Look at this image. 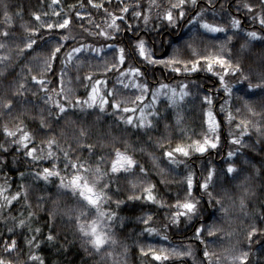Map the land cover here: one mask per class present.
Wrapping results in <instances>:
<instances>
[{
    "label": "clouds",
    "instance_id": "obj_1",
    "mask_svg": "<svg viewBox=\"0 0 264 264\" xmlns=\"http://www.w3.org/2000/svg\"><path fill=\"white\" fill-rule=\"evenodd\" d=\"M0 264H264V0H0Z\"/></svg>",
    "mask_w": 264,
    "mask_h": 264
},
{
    "label": "snow or ice",
    "instance_id": "obj_2",
    "mask_svg": "<svg viewBox=\"0 0 264 264\" xmlns=\"http://www.w3.org/2000/svg\"><path fill=\"white\" fill-rule=\"evenodd\" d=\"M68 22L69 21L65 20L64 23L67 24ZM60 27H63V25H61ZM205 27L209 28L210 30H215V26L214 25L205 24ZM250 35H254V34L250 33ZM141 49H142L141 54H143L142 45H141ZM204 59L207 61V66H208L209 70H211L213 65H215V64H218V65H221L222 67H224V71L225 72H228L229 70H232V71L236 70V69H233L231 64H228L225 61V59L223 57L219 56V55L204 57ZM221 80H223V77L221 78ZM226 91H227V89H226ZM209 116H211V113H209ZM129 119L131 120V117H129ZM213 123H214V120L210 119L209 120V125L211 126ZM208 143L212 144V146L215 147V144L212 143L211 141H208ZM198 150L199 151H204L205 150V145H203V144L199 145ZM177 151L183 152V151H185V149L182 148V147H179V148H177ZM124 163H129L130 164L131 160L128 157H126V156H124L122 154H118L117 160H115L113 162L114 166H116V165L123 166ZM44 171L48 172L49 169L46 168V169H44ZM229 171H231V166H229ZM72 184H73V186H76V187L80 186L78 184V178L77 177H73ZM189 184H191V180H189ZM83 189L86 190L88 193H91L93 191L88 185H84ZM82 194H83V192H82ZM87 198L89 199L90 202L96 203V198H94L93 196L89 195ZM148 198L149 199L152 198L150 194H149ZM183 206L187 207V208H191L192 207V205L190 203L185 204ZM93 232H95V228H93ZM94 242L97 243V244H102L103 243L102 234L101 235H96ZM148 251L151 253V255H152V257H153V259L155 261H160L161 259L165 258L163 253L156 252V251H154L152 249H149Z\"/></svg>",
    "mask_w": 264,
    "mask_h": 264
}]
</instances>
